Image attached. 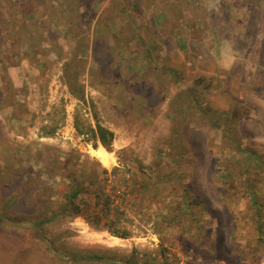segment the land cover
<instances>
[{"label":"rangeland","instance_id":"obj_1","mask_svg":"<svg viewBox=\"0 0 264 264\" xmlns=\"http://www.w3.org/2000/svg\"><path fill=\"white\" fill-rule=\"evenodd\" d=\"M252 89L264 0H0V264H264Z\"/></svg>","mask_w":264,"mask_h":264},{"label":"crops","instance_id":"obj_2","mask_svg":"<svg viewBox=\"0 0 264 264\" xmlns=\"http://www.w3.org/2000/svg\"><path fill=\"white\" fill-rule=\"evenodd\" d=\"M229 46V45H228ZM222 55L223 62H221V66L224 69H231L233 67V63H235V53L231 50V47L227 48L223 45ZM190 64V63H189ZM243 107L244 116L239 119L237 125L239 129L245 132V135L250 137L251 139H261L264 137V94H258L254 89L249 91L247 97L240 98ZM227 109V107L225 108ZM112 129V128H110Z\"/></svg>","mask_w":264,"mask_h":264},{"label":"trees","instance_id":"obj_3","mask_svg":"<svg viewBox=\"0 0 264 264\" xmlns=\"http://www.w3.org/2000/svg\"><path fill=\"white\" fill-rule=\"evenodd\" d=\"M84 98V93L82 92V96ZM93 130V137L96 140L95 145H97V143H101L102 145H104L105 147L109 148V146H111L112 141L114 139V131L100 123H96L95 126H93L91 128ZM106 170V169H105ZM79 181H74L73 182V188L71 189L72 191H70V196L68 197L69 200H74L75 198H77L80 194V189L79 188H75L74 189V185L75 183H78ZM70 201V202H71ZM98 203V201H97ZM68 209V208H67ZM62 208H59L57 211H54L55 213L53 214V216H51L50 218H46V219H36L34 222H38V224L40 226L44 225L45 222L51 221L55 218H57L60 215ZM69 210V209H68ZM71 216H78V215H84V213L82 212L81 208H78L76 211H73L72 213H70ZM97 218V217H96ZM88 220V219H87ZM91 224H93V226H95L96 228H105L110 230V224L102 221L100 218L97 219H92V220H88ZM39 226V228H41ZM114 235L116 236H120V237H127L128 236V231H121V230H113L111 231ZM99 257L95 258V259H103L104 257L101 255H98Z\"/></svg>","mask_w":264,"mask_h":264},{"label":"bare ground","instance_id":"obj_4","mask_svg":"<svg viewBox=\"0 0 264 264\" xmlns=\"http://www.w3.org/2000/svg\"><path fill=\"white\" fill-rule=\"evenodd\" d=\"M99 153H100V156L103 159V161H105L106 163L110 162V157H109V154L107 151L101 150Z\"/></svg>","mask_w":264,"mask_h":264}]
</instances>
